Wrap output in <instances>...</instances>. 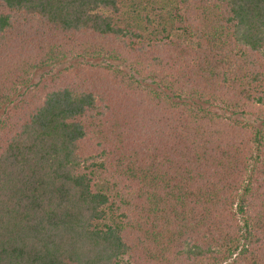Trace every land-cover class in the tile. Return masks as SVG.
Returning <instances> with one entry per match:
<instances>
[{
  "label": "trees",
  "instance_id": "1",
  "mask_svg": "<svg viewBox=\"0 0 264 264\" xmlns=\"http://www.w3.org/2000/svg\"><path fill=\"white\" fill-rule=\"evenodd\" d=\"M136 1L0 0V264H264V0Z\"/></svg>",
  "mask_w": 264,
  "mask_h": 264
},
{
  "label": "rangeland",
  "instance_id": "2",
  "mask_svg": "<svg viewBox=\"0 0 264 264\" xmlns=\"http://www.w3.org/2000/svg\"><path fill=\"white\" fill-rule=\"evenodd\" d=\"M163 1V0H162ZM178 0H174V1H172L170 4H172V5H174V4H177L178 5V2H177ZM137 2V4H140L141 6H147V3H146V1L145 0H137L136 1ZM163 2H165V1H163ZM136 6V5H135ZM154 6H156V5H153V6H148V9L149 10H151V8L152 7H154ZM157 7H158V4H157V6L155 7V9H157ZM168 7V9H169V6H167ZM133 8V7H132ZM128 12V11H127ZM137 12H139V10L137 9ZM166 14L168 13V10L165 12ZM143 14V13H142ZM166 14L164 15L165 17H166ZM144 15V14H143ZM152 15H153V19L155 20V22H156V24H159V22H163L164 23V20L166 19H161V18H159V17H154L155 15H156V13L155 14H153L152 13ZM165 21H168L167 19L165 20ZM180 33V32H179ZM72 62H74V61H71L70 62V60L69 61H63V62H61V63H59V64H56V65H52V66H50V67H48V68H44L43 70H40V71H37L35 74H33V76H32V78H31V83L33 84V83H35V82H37L38 81V79L40 78V75L41 74H43V73H48V72H55V73H57V72H59L60 70H62V69H64L66 66H69ZM128 75H130V74H128ZM134 78H135V80H140L141 81V78L139 77V76H137V75H135L134 74ZM137 80V81H138ZM139 84L141 85V86H143V87H149V88H151V89H153L154 91H158V92H162L163 94H165V93H167L165 90H163V89H160V88H158L157 86H154L153 84H151V81L150 80H146V81H141V82H139ZM25 89V87H20L19 88V90L18 91H16L15 93H14V95H13V98L15 99L17 96H18V94L21 92H23V90ZM162 94V95H163ZM165 99V98H164ZM189 105H191V106H193V107H195V108H198V107H201V106H203V105H201L200 103H198V102H194V101H192V102H189L188 103ZM204 108H206V106L204 105L203 106ZM209 110L211 111V112H213L215 115H220V116H231V117H233L234 119H239V120H247V121H249V122H256V118L254 117V116H252V115H248V116H242V115H232V112H228L227 110H225L224 108H223V106L222 105H220V106H218V107H215V108H209Z\"/></svg>",
  "mask_w": 264,
  "mask_h": 264
}]
</instances>
